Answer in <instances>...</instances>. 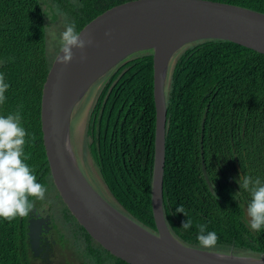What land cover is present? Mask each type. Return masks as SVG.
Segmentation results:
<instances>
[{
    "label": "trees",
    "instance_id": "16d2710c",
    "mask_svg": "<svg viewBox=\"0 0 264 264\" xmlns=\"http://www.w3.org/2000/svg\"><path fill=\"white\" fill-rule=\"evenodd\" d=\"M51 1L80 32L106 10L132 0ZM210 1L264 14V0ZM44 3L0 0V73L10 84L0 115L20 112L29 137L35 135L25 146V162L50 189L54 184L42 142L40 103L60 46L55 53L48 49ZM168 72L163 205L171 234L186 247L264 259V230L249 227L245 209L250 195L238 183L245 175L264 182V54L225 40L197 41L175 53ZM156 116L154 50L145 49L122 60L102 80L86 126L88 148L111 200L103 197L153 233ZM180 205L187 217L177 213ZM187 218L192 227L184 230ZM25 219L0 218V264H30ZM198 225L217 233L215 247H200ZM79 227L94 244L84 250L94 263L128 264Z\"/></svg>",
    "mask_w": 264,
    "mask_h": 264
},
{
    "label": "water",
    "instance_id": "95a60500",
    "mask_svg": "<svg viewBox=\"0 0 264 264\" xmlns=\"http://www.w3.org/2000/svg\"><path fill=\"white\" fill-rule=\"evenodd\" d=\"M110 31L111 36L105 32ZM94 44L68 65L56 54L44 83L40 128L51 180L74 219L107 252L128 264H264L263 258L216 253L186 247L170 232L163 205L166 152V84L175 53L203 40H225L264 54V14L210 0H132L114 6L80 30ZM154 50L156 106L155 165L152 209L157 233L145 229L106 201L79 172L70 140L72 111L89 87L131 54ZM107 63L103 72H92ZM160 66H162L160 68ZM91 81L73 105L67 93L78 77ZM207 113L204 114V129ZM206 175V167L203 163ZM207 177V175H206ZM245 219L251 218L245 209ZM31 248L37 250L40 228L29 225Z\"/></svg>",
    "mask_w": 264,
    "mask_h": 264
},
{
    "label": "clouds",
    "instance_id": "9594fccd",
    "mask_svg": "<svg viewBox=\"0 0 264 264\" xmlns=\"http://www.w3.org/2000/svg\"><path fill=\"white\" fill-rule=\"evenodd\" d=\"M45 14V13H44ZM46 15V14H45ZM48 27L43 28V32ZM111 36V32H105ZM94 38L89 35L83 38L77 31L74 22H68L60 33V55L58 62L63 65L70 64L75 58L74 49L79 50V59H87L85 50L93 46ZM10 84L6 81L5 74L0 73V105L6 100V93ZM35 141V135L29 133L22 126V117L19 111L0 115V218L11 219L29 215L34 208V200H44L48 191L47 187L37 181L34 170L25 162V146L28 139ZM238 183L241 191H247L250 199L247 203V215L251 218L249 227L254 232L264 230V182L259 178L253 180L248 175L242 177ZM240 191V192H241ZM239 192V193H240ZM234 194V199L239 195ZM186 217L183 205L176 209ZM183 229L192 227L191 219L183 223ZM198 243L202 248H213L218 242L215 231H206V225H198Z\"/></svg>",
    "mask_w": 264,
    "mask_h": 264
},
{
    "label": "rangeland",
    "instance_id": "374dc122",
    "mask_svg": "<svg viewBox=\"0 0 264 264\" xmlns=\"http://www.w3.org/2000/svg\"><path fill=\"white\" fill-rule=\"evenodd\" d=\"M44 3V8L47 10V44L48 49L51 53H55L56 49L60 46V33L64 30L66 24L65 17L61 15L53 6L51 0H42ZM115 68V66L102 78L93 83L85 95L81 98L78 103H76L70 120V140L72 145V150L76 158L79 172L84 178H87L89 182H93L98 193L103 196L104 194L110 198V194L103 183V180L97 170L94 161L92 159L90 150L88 148V138L86 137V126L91 110L97 100L100 89L102 87V80ZM167 88V85H166ZM85 171L87 172V177ZM86 175V176H85ZM92 178V179H91ZM92 185V186H93ZM94 188V189H95ZM101 190H100V189ZM105 192V193H104ZM47 194L53 196L52 198V214L54 216V224L56 230L57 240L66 245L64 253L60 255L61 264L67 262V264H96L92 257L84 251V244L81 239H79L72 232V225L76 228V223L70 218L67 209L61 200L57 197V192L53 187L48 189ZM50 197V198H51ZM45 195V199H46ZM43 203L44 208L48 209L50 200ZM117 209V208H116ZM60 214L56 217V214ZM78 227V226H77ZM78 229V228H77ZM87 246V245H86ZM58 247V246H57ZM59 248V247H58ZM59 251V250H58ZM65 259L67 261H65ZM63 261V262H62Z\"/></svg>",
    "mask_w": 264,
    "mask_h": 264
},
{
    "label": "flooded vegetation",
    "instance_id": "af4514ba",
    "mask_svg": "<svg viewBox=\"0 0 264 264\" xmlns=\"http://www.w3.org/2000/svg\"><path fill=\"white\" fill-rule=\"evenodd\" d=\"M89 183L91 185H93V182L90 181ZM95 187L96 186L93 185V188H95ZM54 189L57 192L55 186H54ZM95 190H96V188H95ZM53 196H54V194H53ZM53 196L51 197L46 193L47 198L46 199L44 198L46 201L50 200L48 209L44 208L43 203L45 201L35 200L34 201V208H33L32 212L26 216V219H25V235H26L25 243L27 246V253H28L29 258H30V264H61V260L59 258L60 255L62 253H64L65 250L69 249L68 247L66 248V245L63 246L62 243H60L56 237V230H55V224H54V219H53L54 216L52 214V208H53L52 198H53ZM57 197L63 203L58 192H57ZM64 206L66 209H68L65 204H64ZM68 214H69L70 218H72L73 221L77 224L76 228H74V226L72 225V232H73V234H75V236H77L79 239L82 240V242L84 244V248H86V245L89 243L91 245H94L81 232V229L79 227V223L74 219V217L69 212V210H68ZM59 215L60 214L57 213L55 216L58 217ZM30 223H32L35 228H40L39 236H38V246H37L36 251H33L31 248V240L29 238V231H30L29 225H30ZM65 261H67V260L65 259ZM64 264H67V262H65Z\"/></svg>",
    "mask_w": 264,
    "mask_h": 264
},
{
    "label": "bare ground",
    "instance_id": "6f19581e",
    "mask_svg": "<svg viewBox=\"0 0 264 264\" xmlns=\"http://www.w3.org/2000/svg\"><path fill=\"white\" fill-rule=\"evenodd\" d=\"M107 63L104 64H100L98 65L92 72L96 71V72H103L106 68H107ZM162 66H160L161 68ZM90 76L87 77H80L78 76L72 83L71 85V91L69 93H67V99H66V107L69 108L71 105H73V103L75 102V100L81 96V94L83 95L84 90L86 88V86L88 85V83L91 81Z\"/></svg>",
    "mask_w": 264,
    "mask_h": 264
}]
</instances>
